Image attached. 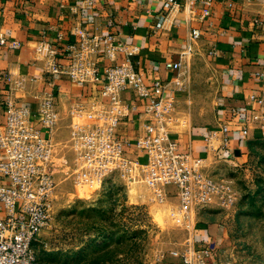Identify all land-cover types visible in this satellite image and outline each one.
<instances>
[{"label":"crops","instance_id":"obj_1","mask_svg":"<svg viewBox=\"0 0 264 264\" xmlns=\"http://www.w3.org/2000/svg\"><path fill=\"white\" fill-rule=\"evenodd\" d=\"M162 2L0 0V40L6 41L0 45V99L9 94L16 101L28 103L36 113L38 103L53 93L59 111L54 149H61L59 138H68L69 127L77 120L74 108L81 105L89 110L99 86L51 74L50 59L66 63L67 46L79 40L81 34L99 38L113 33L116 40L127 44L126 51H132L136 70L146 86H151L155 78L171 82L180 76L181 90L176 91L177 86L171 84L166 92L170 97L177 92V115L179 112L190 120L208 118L202 125L192 123L188 130L173 127L178 136L169 135L182 151L204 160L202 170L206 174L224 164L235 166L247 161L256 141L264 139V107L258 102L264 95V31L253 23L264 15V0H214L208 16L202 15L199 6L189 12L173 11L157 29ZM192 29L199 30L198 39L191 38ZM14 42L18 46H13ZM124 56L125 52L118 50L113 60L103 54L94 60L101 72L105 65L119 62ZM166 62H180L181 68L167 70ZM258 73L263 76L258 77ZM121 97L128 106L135 105L137 111L131 108L116 132L129 143V152L136 154V138L151 115L143 112L145 103L133 91H125ZM3 111L0 102L1 121ZM80 121L87 122L84 117ZM221 124L230 127L228 147L219 148L220 136L208 146V132L216 130L220 135L217 129ZM243 128L248 135L240 143ZM118 179L127 186L124 178ZM134 185L146 188L141 182ZM193 226L202 244L222 241L221 225L202 218Z\"/></svg>","mask_w":264,"mask_h":264},{"label":"built area","instance_id":"obj_2","mask_svg":"<svg viewBox=\"0 0 264 264\" xmlns=\"http://www.w3.org/2000/svg\"><path fill=\"white\" fill-rule=\"evenodd\" d=\"M213 3L214 0H163L156 28H162V20L171 12H189L194 6H199L202 15L208 16ZM253 23L264 31V15L255 18ZM199 36V30L192 29L191 38ZM5 43L4 39L0 40V45ZM12 45L18 46L16 42ZM126 46L113 33L99 38L81 34L79 40L67 46L66 63L50 59L51 74L99 86V94L89 110L81 105L74 108L77 120L69 127V145L75 153V184L101 188L116 176L129 184L141 182L158 201L175 196L178 205L172 215L186 229L193 230L192 214L212 203L218 195L224 194L231 202L232 192L224 183L204 173L202 158L182 151L169 137L168 128L176 121L177 92L172 97L166 92L171 84L177 86L176 91L181 90L180 76L171 82L155 78L151 86H146L136 70L133 53L126 51ZM118 50L125 52L124 58L105 65L100 72L94 57L103 54L113 60ZM165 67L179 71L181 63L166 62ZM128 90L144 101L143 112L151 115L136 138V154L129 152V143L116 132L129 110L137 111L135 105L128 106L122 101V93ZM54 96L49 94L40 101L36 113L28 103L16 101L9 94L0 99L4 110V120H0V264H39L32 244L50 223L56 189L54 146L59 111ZM258 102L264 107V95ZM82 117L87 122L80 121ZM217 130L220 135L210 130L206 142L211 146L220 136L219 148L226 149L230 127L221 124ZM247 135L248 130L243 128L240 143L245 142ZM170 254L176 263L159 264H225L216 254L214 241Z\"/></svg>","mask_w":264,"mask_h":264},{"label":"rangeland","instance_id":"obj_3","mask_svg":"<svg viewBox=\"0 0 264 264\" xmlns=\"http://www.w3.org/2000/svg\"><path fill=\"white\" fill-rule=\"evenodd\" d=\"M175 117L170 137L178 136V125L188 130L192 123L208 122L207 117L185 119L179 112ZM59 140L63 149H54L51 220L32 244L39 264L176 263L171 251L202 244L194 229H186L172 215L178 205L175 196L158 201L147 187L122 185L119 176V181L109 180L101 188L76 185L69 136ZM206 175L228 186L233 200L227 201L224 194L215 196L192 214V223L204 218L222 226V241L215 244L223 263L264 264V139L256 141L247 161L221 165ZM144 194L150 198L139 197Z\"/></svg>","mask_w":264,"mask_h":264},{"label":"water","instance_id":"obj_4","mask_svg":"<svg viewBox=\"0 0 264 264\" xmlns=\"http://www.w3.org/2000/svg\"><path fill=\"white\" fill-rule=\"evenodd\" d=\"M237 155H238V152H237Z\"/></svg>","mask_w":264,"mask_h":264}]
</instances>
